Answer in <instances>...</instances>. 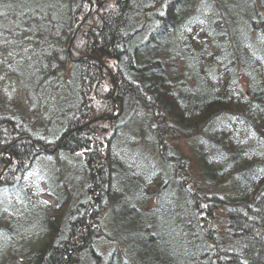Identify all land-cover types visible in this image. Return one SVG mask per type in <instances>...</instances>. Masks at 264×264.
Returning a JSON list of instances; mask_svg holds the SVG:
<instances>
[{"label": "trees", "instance_id": "trees-1", "mask_svg": "<svg viewBox=\"0 0 264 264\" xmlns=\"http://www.w3.org/2000/svg\"><path fill=\"white\" fill-rule=\"evenodd\" d=\"M0 53V264H264V0H0Z\"/></svg>", "mask_w": 264, "mask_h": 264}, {"label": "rangeland", "instance_id": "rangeland-1", "mask_svg": "<svg viewBox=\"0 0 264 264\" xmlns=\"http://www.w3.org/2000/svg\"><path fill=\"white\" fill-rule=\"evenodd\" d=\"M102 2H104V0H101V2L99 3V4H97L96 3V5H97V7H99V5L102 3ZM89 11H90V9H89ZM88 13L89 12H87L82 18H81V20H80V23H79V25H78V27L83 23V21L86 19V17H87V15H88ZM74 35H72V37H73ZM71 40H72V38L69 40V42L67 43V47H69V49H67V50H70V43H71ZM69 45V46H68ZM5 59V56L2 54V53H0V62L1 61H3ZM8 59V58H7ZM6 60V59H5ZM0 87H3V86H5V87H7V93H8V96L9 97H11V96H13L14 95V97H17V95L18 96H20V93H17L18 91H19V88H17V89H15V90H12V85H14L15 84V86L17 85V78L15 77V76H7V74H6V76L3 78V75L1 76L0 75ZM6 89V88H5ZM20 92V91H19ZM31 115V114H30ZM36 115V116H35ZM38 115H40V114H34V119L35 120H37V118H38ZM36 124V123H35ZM37 125V124H36ZM180 143H181V149L183 150V151H185V152H187L188 151V148H187V146L185 145V143L182 141V140H180ZM180 147V146H179ZM147 148V147H146ZM152 155V154H151ZM36 172V171H35ZM35 176V175H34ZM29 177V178H28ZM27 178V179H26ZM25 182L26 183H29V184H31L32 182H33V176L31 175H29V176H27V177H25ZM42 187H40L41 188V192H42V202H45V203H47L48 205H46V206H44L43 208H44V211H46L47 213H52L53 212V209H54V205H55V202H54V200L50 197V196H48L47 194H46V189H47V187L45 186V184H42L41 185ZM30 201H28V203H29ZM31 213V215H30V218L29 219H38L39 218V216H37L36 214L37 213H33V212H30ZM7 216H13V215H11V214H8V213H6V212H3V214H2V212H0V219H4V218H6ZM35 226V225H34ZM39 238H42V236L40 235V236H36V237H33L31 240H36V239H39Z\"/></svg>", "mask_w": 264, "mask_h": 264}, {"label": "water", "instance_id": "water-1", "mask_svg": "<svg viewBox=\"0 0 264 264\" xmlns=\"http://www.w3.org/2000/svg\"><path fill=\"white\" fill-rule=\"evenodd\" d=\"M101 2V0H96V3L99 4ZM89 12V10H88ZM69 46V45H68ZM67 49H69V47H67ZM113 79V78H112ZM113 86H114V82H113Z\"/></svg>", "mask_w": 264, "mask_h": 264}, {"label": "bare ground", "instance_id": "bare-ground-1", "mask_svg": "<svg viewBox=\"0 0 264 264\" xmlns=\"http://www.w3.org/2000/svg\"><path fill=\"white\" fill-rule=\"evenodd\" d=\"M120 102V101H119ZM121 112V108H120V110H119V112L118 113H120ZM37 148V147H36Z\"/></svg>", "mask_w": 264, "mask_h": 264}]
</instances>
